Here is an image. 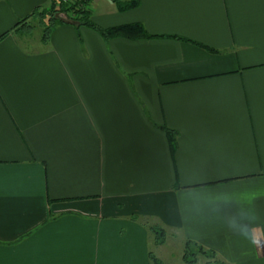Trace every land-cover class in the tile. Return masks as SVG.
Segmentation results:
<instances>
[{"label": "crops", "instance_id": "1", "mask_svg": "<svg viewBox=\"0 0 264 264\" xmlns=\"http://www.w3.org/2000/svg\"><path fill=\"white\" fill-rule=\"evenodd\" d=\"M50 4L0 0V264H164L170 235L264 264V0H91L150 39L13 31Z\"/></svg>", "mask_w": 264, "mask_h": 264}, {"label": "trees", "instance_id": "2", "mask_svg": "<svg viewBox=\"0 0 264 264\" xmlns=\"http://www.w3.org/2000/svg\"><path fill=\"white\" fill-rule=\"evenodd\" d=\"M118 12H126L132 10L139 5V0H110ZM91 0H51V4L46 9H37L30 16L21 20L15 28L14 32L30 31L33 29L32 22H37L42 29L41 40L46 42L52 30L62 23L73 25L76 29L87 28L97 32L104 40L122 38L125 40H140L150 39L152 36L148 35L141 24H126L114 26L110 28H100L93 19L88 6ZM178 40H180L178 38ZM184 41V40H183ZM167 136L168 144L171 152H174L176 147V133L165 127H161ZM150 234L153 236L156 245H163L165 243L166 233L158 226H150ZM196 255H201L213 264H223L217 259V254L213 250H206L198 243L186 240L183 249V261L186 264H196ZM153 264H160V262L149 254Z\"/></svg>", "mask_w": 264, "mask_h": 264}, {"label": "rangeland", "instance_id": "3", "mask_svg": "<svg viewBox=\"0 0 264 264\" xmlns=\"http://www.w3.org/2000/svg\"><path fill=\"white\" fill-rule=\"evenodd\" d=\"M88 9H89V6H88ZM106 9H107V5L100 4L98 9H97V12L98 13L101 11L104 12ZM31 24H33V27L34 26L39 27L37 22H32ZM151 226H153V225H151ZM148 231H149V229H148ZM183 245H184L183 240H180L178 238L175 239L174 237L172 238L170 235L168 237V240H166V244L162 248L157 249L154 245H152V246H150V249L157 257H159V259L161 258V260L164 262V264H186V263H184L183 260H181V251L183 253V249H184ZM195 257L197 260L196 264H213V261L211 262L210 260H208L207 258H205L201 255H196ZM217 259L220 262H223L222 258H220L219 256H217ZM223 264H225V263H223Z\"/></svg>", "mask_w": 264, "mask_h": 264}]
</instances>
